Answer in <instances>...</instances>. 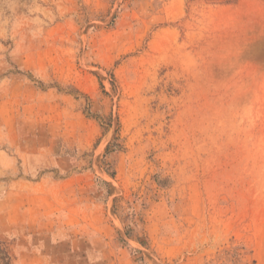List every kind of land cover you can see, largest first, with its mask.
Masks as SVG:
<instances>
[{
	"label": "rangeland",
	"instance_id": "374dc122",
	"mask_svg": "<svg viewBox=\"0 0 264 264\" xmlns=\"http://www.w3.org/2000/svg\"><path fill=\"white\" fill-rule=\"evenodd\" d=\"M0 264H264V0H0Z\"/></svg>",
	"mask_w": 264,
	"mask_h": 264
}]
</instances>
